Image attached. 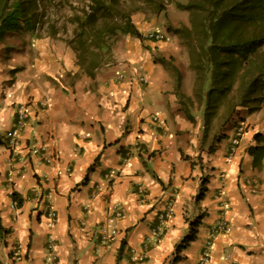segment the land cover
I'll return each instance as SVG.
<instances>
[{
	"label": "crops",
	"instance_id": "1",
	"mask_svg": "<svg viewBox=\"0 0 264 264\" xmlns=\"http://www.w3.org/2000/svg\"><path fill=\"white\" fill-rule=\"evenodd\" d=\"M164 29V42L123 35L98 66L28 30L0 42V134L19 107L28 112L18 155L0 147V264H264V150L249 153L264 112L239 110L248 129L234 155L233 123L203 139L202 116L181 110L177 90L191 95L192 78L177 87L167 64L178 48ZM115 209L123 217L105 243Z\"/></svg>",
	"mask_w": 264,
	"mask_h": 264
},
{
	"label": "trees",
	"instance_id": "2",
	"mask_svg": "<svg viewBox=\"0 0 264 264\" xmlns=\"http://www.w3.org/2000/svg\"><path fill=\"white\" fill-rule=\"evenodd\" d=\"M94 1L98 6L96 10L103 12L112 0ZM177 6L188 13L189 23L170 25L167 30L188 47L190 65L195 74L192 95L203 113L204 128L214 125L225 127L241 108L253 110L264 91V0H188L186 4ZM46 8L44 0H0V41L7 34L35 29L34 22H37L38 29H43L47 23L46 34L57 38L58 22L47 19ZM160 10L165 11V8ZM84 19L90 23L88 17ZM125 25V28L117 29L143 38L130 18ZM95 37L101 45L94 46ZM74 38L83 45L76 48L82 52L81 58H89L97 66L101 64L99 59H109L111 46L106 42L105 34L81 33ZM74 42L72 39L68 43L72 45ZM178 84L177 80V87ZM177 95L181 104L185 102V110L193 107L192 95L187 96L179 89ZM187 116L194 119L189 112ZM254 140L257 145L249 148L252 156L264 150V133H256ZM12 200L18 207L22 206L18 193H12ZM2 232L7 233L0 225V234ZM195 237L193 228L177 246V251L194 241Z\"/></svg>",
	"mask_w": 264,
	"mask_h": 264
},
{
	"label": "rangeland",
	"instance_id": "3",
	"mask_svg": "<svg viewBox=\"0 0 264 264\" xmlns=\"http://www.w3.org/2000/svg\"><path fill=\"white\" fill-rule=\"evenodd\" d=\"M187 1L188 0H165L163 3V0H112L111 5L107 3V8L102 12L96 10L98 6H96L97 3L94 0H44L47 6V19L51 22H58L56 28L59 31V36L57 38L63 39L67 42L74 39L75 42L72 44V46L74 48L80 49L83 47V45L77 41L74 36H79L81 33L94 36L98 35L99 33L105 34V40L111 46V48H109L110 54L112 51V46L114 47L117 40L125 35L122 32V29L118 30L117 28H125V23L127 22L128 18L132 20V23L135 26L142 29L141 34H145L144 38L150 36L151 32L162 30V28H168L170 25L179 26L181 24H188V13L177 6L178 4H186ZM162 7L165 8V11L160 10ZM85 16L90 19V23L88 20L84 19ZM34 25L35 29L32 28L28 31H32L36 37H49L46 34L48 30L47 23L43 26V29H38L37 22H34ZM7 36L12 35L7 34L4 38ZM174 36L172 37L171 42L175 43L178 48L177 57L170 58L167 64L168 69L174 73L179 83L186 78H192L190 84L192 95L195 74L193 68H191L190 65L189 50L186 44L181 42V39L178 36ZM16 38L17 40H20L23 37L20 38L17 36ZM3 41H5V39L0 42ZM11 41L15 40L11 39ZM99 45H101V42L98 41L97 37H95L94 46ZM85 46L88 47V44H85ZM8 54L9 53L7 52L1 53V58L6 57L9 59L10 56H8ZM110 54L109 57L111 56ZM79 55H82L81 51H79ZM175 62H178L180 65L182 73L179 71L178 67L173 64ZM192 96L194 97V95ZM259 101L260 102L258 104H255V108L253 110L248 109L249 113L256 112L257 114L259 110H263L264 112V91ZM193 103V107H190V110L184 109L186 107L185 102L182 104L180 103L181 110L184 111L185 115H187V112L194 115L195 120L193 119L191 121L196 122V117L198 118L202 116L203 139L206 138L216 141L218 139L217 137L222 136L221 131L224 127L222 126V128L218 125H214L205 129L203 113L200 112L201 109H199L198 100H196L195 97ZM260 117L262 120L264 118V113ZM247 129L248 126L246 127V130Z\"/></svg>",
	"mask_w": 264,
	"mask_h": 264
},
{
	"label": "built area",
	"instance_id": "4",
	"mask_svg": "<svg viewBox=\"0 0 264 264\" xmlns=\"http://www.w3.org/2000/svg\"><path fill=\"white\" fill-rule=\"evenodd\" d=\"M149 37H155L158 39H162L163 36L160 34H154L151 33ZM135 69V73L138 76V80H140L143 83H148L147 77H145V75L141 74L140 71L138 70L137 67H134ZM28 117V112L27 109L25 107H19L18 111H17V117H16V121L13 125V127L7 131L4 134H0V147L1 146H6L7 149L11 150L12 152H14L15 155L17 154L18 151V147H19V143H20V135H21V130L22 127L24 126V123L26 121ZM153 121H159L158 120V116L155 115L153 117ZM231 123H233L235 130H234V136L231 139V150L230 152L233 153V155L236 153L237 148L239 147V143H240V139L243 136V134L246 132V123L244 121V119H242V117H240L239 114H236L234 116V118L232 119ZM45 150V146H35L33 147V153H38V151H44ZM248 185H251L253 187V191L256 192L260 186L259 181L255 180L254 182H252L251 180L249 182H247ZM253 183V185H252ZM257 187V189H256ZM16 206V203H13L12 207ZM123 217V212L122 210H116L114 211V213L108 217L106 219V221L103 223L102 226V239L105 243H107L109 241V239L113 236H115L117 234V228L115 227L116 222L118 219ZM49 218L50 220L56 221L57 219V213L56 211H52L49 214ZM227 224V221H223L221 223V226L224 227ZM164 227V223L162 221L161 224V228L163 229ZM52 243V242H50ZM212 246V241H208L205 245V250L203 251V258H207L208 254H209V248ZM139 259L142 261L144 260V256L140 255ZM52 264H56V261L53 259Z\"/></svg>",
	"mask_w": 264,
	"mask_h": 264
},
{
	"label": "clouds",
	"instance_id": "5",
	"mask_svg": "<svg viewBox=\"0 0 264 264\" xmlns=\"http://www.w3.org/2000/svg\"><path fill=\"white\" fill-rule=\"evenodd\" d=\"M166 29H167V28H166ZM139 32H140V31H139ZM163 32H164L165 34H164ZM163 32L160 31V30H159V31H153V32H151V33H154V34H160V35H162V36H163L162 39H158V38H155V37H152V38H151V37H149V36H147L146 38H144V36L142 35V36H143L142 40H144V39L146 40V39H147V40L154 41V42H160V41L163 42V41L166 40V36H165V35H167V33H166L167 31L163 30ZM242 119H244V118L242 117ZM244 121H245V119H244Z\"/></svg>",
	"mask_w": 264,
	"mask_h": 264
}]
</instances>
